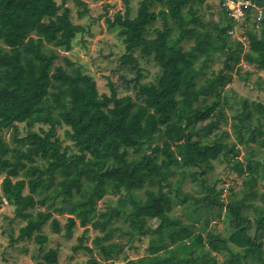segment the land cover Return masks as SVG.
Wrapping results in <instances>:
<instances>
[{
  "label": "trees",
  "instance_id": "trees-1",
  "mask_svg": "<svg viewBox=\"0 0 264 264\" xmlns=\"http://www.w3.org/2000/svg\"><path fill=\"white\" fill-rule=\"evenodd\" d=\"M62 1L0 0V173L7 174L2 190L15 205V214L27 220L16 240L33 239L39 245L34 254L37 264H57L59 250L43 248L48 241L41 232L45 220H35V216L50 218L57 211L71 215L64 225L69 237L77 219L81 226L91 224L104 232L94 239L104 259L117 256L121 249L113 233L118 229L114 220L122 218L129 229H120L130 239L154 238L150 255L129 264H219V257L212 253L221 251L230 253L229 264H264V191L255 187L264 177L259 172L264 170V154L256 156L248 142L252 131L263 129L256 141L264 149V125L260 117L257 122H240L236 115L232 120L235 140L225 138V129L218 131L228 120L225 106L240 110L230 104L235 96L228 90L230 99L224 103L230 72L241 60L264 64V18L259 30H247L249 49L245 50L244 42L228 33L236 22L224 5L216 20L213 13L205 18L202 8L191 0H143L138 14L131 17L130 0H125V11L117 13L114 21L107 20L110 29L120 27L126 48L121 60L140 75L139 57H146L155 61L160 72L149 83H140L136 76V97L120 96L113 83H109V94L100 93L91 75L79 79L58 63L60 55L54 48L71 50L73 40L84 30L73 23L70 8L64 6L67 0ZM78 3L84 6L80 16L89 12L86 2ZM157 3L163 7L156 11L152 7ZM159 18L162 26L156 27L153 24ZM149 31L155 36H147ZM224 50L229 54L224 67L209 75L212 62ZM64 60L67 66L74 65ZM263 82L260 78V87ZM23 122L29 129L37 124L49 128L41 126L40 131L20 138L18 124ZM62 125L69 127L66 133L76 151L63 145L58 134ZM4 128H12L16 147L1 136ZM239 144L250 146L244 160L238 157ZM210 161L226 164L238 176L245 174L252 185L242 190L239 199L221 204V179L210 180V165L201 166ZM50 177L63 179L66 186L58 200L45 203L52 209L35 212L39 202L32 193ZM190 178L196 185L195 196L184 195ZM25 188L30 193L25 194ZM108 190L119 194L118 202L109 205L108 216L93 220L99 213L97 201ZM250 197L257 201H248ZM176 205L183 207L184 218L171 213ZM202 211L224 215L231 229L228 235L193 231ZM52 224L53 231L61 233L57 218ZM83 241L74 249L92 254L86 264H108L93 256V248Z\"/></svg>",
  "mask_w": 264,
  "mask_h": 264
},
{
  "label": "rangeland",
  "instance_id": "rangeland-1",
  "mask_svg": "<svg viewBox=\"0 0 264 264\" xmlns=\"http://www.w3.org/2000/svg\"><path fill=\"white\" fill-rule=\"evenodd\" d=\"M86 2L89 8L88 13H84L80 16V12L84 9V6L78 3V0H67L64 3L65 7L70 8L71 19L73 23L82 25L84 30L77 34L73 40V48L71 50H65L63 48H54L60 55L58 61L59 64L69 67V71L72 72L75 77L81 78L83 75H91L97 82L100 93H110L109 83H113L119 91V95L123 96L126 94H132L136 97L134 85L136 76H139V82L149 83L155 81L159 72L160 67L153 60H149L146 57H139L140 75L138 70L132 67L130 64H123L121 57L125 53V42L123 37L120 36V27L117 26L114 29L109 28L108 18L114 21V17L119 12H124L126 9L125 0H83ZM143 0H130L131 5V17H135L138 14L139 7ZM239 3L245 4L234 5V15L229 9V5L234 3L224 0H191L192 4L202 8L205 18L209 17L211 13L214 14L213 18L218 20L220 18V12L223 5L227 10H230V16L235 18V26L229 30V35L232 39L242 40L245 44V50L249 49V40L247 36V30L254 29L259 30L261 27V19L264 18V5L261 0H238ZM58 3H62V0H57ZM262 3V4H261ZM243 6L247 7L246 10ZM163 7L162 3L155 4L152 9L160 10ZM248 9V10H247ZM156 27L162 26L161 18H159L153 24ZM152 25V26H153ZM147 36L154 37V31H149ZM188 46V45H186ZM229 54L224 50V53L219 55L218 59L212 62L209 75H213L212 71L218 72L225 65V58ZM70 59L74 65L67 66L64 58ZM209 70V69H208ZM231 80L223 91L224 103L229 102L230 93L233 97L234 108H240L238 112H233L230 107L225 106L224 114L228 120L223 122L221 129L227 131L226 137L228 140H235L236 136L232 131V120L238 115V120L244 122L245 120L252 119L254 122L257 117H260L264 125V82L260 87L258 81L260 78L264 79V64L262 61H258L255 64H248L246 61H240L237 63L235 68L230 72ZM227 90L230 93H227ZM207 94H211L208 92ZM211 98V96L209 97ZM244 98V100H241ZM56 101L58 99L56 98ZM232 106V105H231ZM202 123V118L199 119V124ZM20 127L19 137H24L29 134L30 131L38 132L41 126L48 129L49 125L37 124L32 128H28V125L23 122L19 123ZM259 127V126H258ZM69 127L62 125L58 127V134L63 139V145H68L72 151H76L73 141L69 138L66 130ZM263 130V129H262ZM261 129L257 128L249 135L248 142L255 149V155L261 156L264 154V149L257 140V135L261 133ZM1 136L13 147H16L18 143L13 139L12 128H4L1 131ZM226 139V140H227ZM154 144V143H153ZM152 144V145H153ZM23 147L27 146V143H23ZM21 147V146H20ZM240 151L238 157L245 159L246 153L250 146L239 144L236 146ZM233 155V153H231ZM11 159V154L8 155ZM191 161H195V156L191 155ZM207 168L210 180L212 177L221 179L219 181V187L223 188L221 193L220 203L227 204L233 198L239 199L243 189H247L252 185L251 181L245 180V174L239 176L234 172L233 169L226 166V164L217 162H203L201 166ZM260 174L264 176V170H259ZM6 173H0V264H37L34 254L36 253L39 245L33 240L17 241L16 238L19 235L20 228L27 224V220L18 217L15 214V205L9 202V200L3 195L2 183L6 177ZM14 177L13 180L19 179ZM65 182L63 179L50 177L45 184L39 189L35 190L32 194L39 202L34 209L35 212L38 210H46L52 208H46L45 203L49 204L54 198L59 199L58 193L65 188ZM196 185L192 179H188L184 185V195L196 194ZM255 187L259 191H264V177L259 178ZM198 192V191H197ZM25 194L30 193L28 188L24 190ZM119 194L108 190L102 200L97 201V207L99 213L95 215V220L103 215L108 216L107 210L110 208L109 205L115 206L118 202ZM212 202L216 201L215 197H211ZM248 201H257L253 197H250ZM44 203V204H41ZM173 215L185 217L181 205H176ZM225 213V209L223 212ZM199 219L196 222V227L193 231L204 234L202 229L207 231H213L219 235L227 236L229 231V223L224 220V215L220 217L215 211L207 213L202 211L199 213ZM252 216V212H249ZM69 214H59L57 211L53 213L50 218L43 216H35L37 222H43L41 232L48 236V241L45 243L43 248L48 250L49 248H57L59 250V262L57 264H86L87 261L92 257V254L86 249L75 250L74 247L81 243V238L84 239L83 244L92 247L94 252L93 256L102 259L103 262L108 264H129L131 260H137L138 258L149 256V246L154 244V238L151 235H139L134 239H130L128 234L122 233L120 228L129 229V224L122 218L114 220V225H118V229L114 230L113 241L120 245L118 254L114 253L110 259H104L103 253L95 245V237L103 236L104 232L95 229L91 224L86 227L80 225L79 219L76 220V227L74 228L71 237L65 235L64 225L67 223ZM57 218L62 228L61 233H56L52 228L53 218ZM151 223V221H148ZM156 222V221H154ZM157 223V222H156ZM88 228V229H87ZM192 231V232H193ZM189 232L185 233V237L189 236ZM13 237V240L11 241ZM213 255L219 257V264H229L228 258L230 253L224 252H213ZM253 264V263H248Z\"/></svg>",
  "mask_w": 264,
  "mask_h": 264
},
{
  "label": "built area",
  "instance_id": "built-area-1",
  "mask_svg": "<svg viewBox=\"0 0 264 264\" xmlns=\"http://www.w3.org/2000/svg\"><path fill=\"white\" fill-rule=\"evenodd\" d=\"M226 1H230L231 3L233 2L234 4L233 5H229V9L232 11V14L234 15V8H232V7H234V5H241V3H239V1L238 0H226ZM242 5H245V4H242ZM242 5L240 6V8H242ZM229 10V13L231 12Z\"/></svg>",
  "mask_w": 264,
  "mask_h": 264
}]
</instances>
